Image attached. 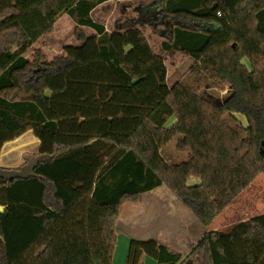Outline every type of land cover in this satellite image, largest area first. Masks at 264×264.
<instances>
[{
    "label": "trees",
    "instance_id": "16d2710c",
    "mask_svg": "<svg viewBox=\"0 0 264 264\" xmlns=\"http://www.w3.org/2000/svg\"><path fill=\"white\" fill-rule=\"evenodd\" d=\"M107 1L0 0V155L30 130L41 142L32 164L0 166V264H113L124 204L166 186L208 228L264 176V0L147 4L150 18L196 21L173 24L162 44L195 62L173 87L144 26L109 33L92 20ZM63 15L97 36L77 29L81 46L66 47L64 59L27 58ZM227 87L223 103L201 95ZM235 115L246 119L241 130L228 122ZM176 138L190 159L170 165L162 147ZM145 257L264 264V215L208 232L185 258L132 240L126 264Z\"/></svg>",
    "mask_w": 264,
    "mask_h": 264
},
{
    "label": "rangeland",
    "instance_id": "374dc122",
    "mask_svg": "<svg viewBox=\"0 0 264 264\" xmlns=\"http://www.w3.org/2000/svg\"><path fill=\"white\" fill-rule=\"evenodd\" d=\"M163 28L164 27H161L157 23H153L148 27L144 26L145 36L153 51L162 57L165 62L168 73V85L169 87H173L189 73L195 62L184 53L174 50L164 51L162 49L163 41H165L162 38V35L165 33ZM77 29L79 28L71 24V18L69 16H64L58 22L55 30L53 29L50 34L41 38L30 49L26 57L31 60L36 51H42L49 62L64 59L66 57V47L81 46V42H79L76 37ZM79 31L82 30L79 29ZM82 33L85 35V32L82 31ZM229 91L230 89L228 87L226 89L205 88L202 90L201 95L213 103H223L229 97ZM235 117L238 119L237 122L228 120L233 127L241 130L242 127L247 125L245 118L240 115H235ZM180 140L181 138H176L162 147L163 158L170 165H178L190 159L189 150L179 146ZM26 141L23 145L14 146L16 147L14 150L17 152L14 157H17L19 161L9 168L22 169L30 163L32 164L33 159L36 157L34 155L38 151L37 148L34 147V144L29 143V140ZM246 146V141L244 140L243 148L245 149ZM172 195L173 193L166 186H161L153 192L142 195L143 200L140 204L126 203L122 206L120 219L117 224V246L114 252L113 264H126L131 241H149L151 239L147 238L153 235L155 236L156 229L160 227L166 228L171 231V233L177 232L179 237H183L189 231L195 233L198 230L197 228H199V226H197V223L199 222L196 221L197 219L194 220L192 217L182 214L186 208L183 207V204L178 200L181 203V205H179L176 200L177 198L175 199V196L173 195V197ZM263 207L264 176L261 175L236 199L230 217L238 214V218L232 220V223L249 219L250 217L256 216V214H260L263 212ZM141 229H144V231L149 230V232L152 230V233L141 235L142 237H140ZM130 231L133 233L131 234ZM194 246L188 251L181 252H187L185 253V255H187Z\"/></svg>",
    "mask_w": 264,
    "mask_h": 264
},
{
    "label": "crops",
    "instance_id": "0c3cea01",
    "mask_svg": "<svg viewBox=\"0 0 264 264\" xmlns=\"http://www.w3.org/2000/svg\"><path fill=\"white\" fill-rule=\"evenodd\" d=\"M152 1H154V0H108L107 2L97 6L91 12L90 15H91V18L94 22H96L100 25H103L105 27L106 31L109 33H113V32H116L118 30H121L123 27H125L129 23L139 25L138 27H140V26L148 27L149 25H151L153 23H157L161 27H164L163 29L165 30V33L162 35V38L165 40L163 42L169 41V39L166 38V35L169 31V28L173 24H178L180 22L188 23V24H195L196 23V21H194L190 18H184L183 20L177 19V18L175 19L174 17L166 15V14H160L159 16H154V17L150 18L148 16V14H145V13H146V9H147V4H149ZM64 16H68V15H63L61 18H63ZM61 18L58 20V22L61 20ZM58 22L55 24V27L57 26ZM71 24H74L77 28H79L83 32H85L86 37L97 36V33L94 30H92L88 27H84V26H82V27L77 26V24L74 22V20L72 18H71ZM55 27H54V30H55ZM174 123H175V118H173L169 121L170 126ZM27 137H28V139H27ZM26 140H29V143L34 144V147L37 148V151L39 150L41 142H40V140H38L34 136L33 131L30 130L27 133H25L24 135H22L21 137L17 138L16 140H14L12 142H8L3 146L2 151H1V155H0V166L1 167L9 168L11 166H14V164L19 161V160H17V157L16 158L14 157L15 154H17V152L14 150L16 147H14V146L23 145ZM198 182L199 181L197 179H194V178L189 180L190 185L197 184ZM157 189H155V190H157ZM155 190H153V191H155ZM175 199H176V197H175ZM176 200H177L178 204L181 205V203L178 201V199H176ZM234 203L231 204L222 214H220L215 219V221L212 223V225L209 226L208 228L197 223V226H199V228H197L199 230V231L197 230L198 232L196 231L195 233H193V232L189 231L183 237H179L177 235V232L171 233V231L167 230L166 228L160 227V228L156 229V232H155L156 235L155 236L153 235L147 239L155 240L158 243L164 245L165 247L180 253L183 256V258H185L190 253L185 255V253H187V252H181V251H188V250H190V248L192 246H194V245L196 246L197 243L199 242V240L208 232H210V231H222V230L227 229V228H229L235 224L246 222V221L250 220L251 218H253V217H250L249 219H244V220L232 223L233 222L232 220L238 218V214L236 216L230 217V213L233 211L232 208H233ZM262 209H263V212H261L260 214H256V216L264 215V207ZM182 214L190 216L194 220H196V218L192 215V213L189 212L187 209H185ZM256 216H254V217H256ZM140 232H139L140 237H142L143 235H147V234L152 233V230H151V232H149V230L144 231V229H141ZM130 233L132 234L133 232L130 231ZM147 237H149V236H147ZM141 240H143V239H141ZM144 264H156V261L153 260L152 258L145 257L144 258Z\"/></svg>",
    "mask_w": 264,
    "mask_h": 264
},
{
    "label": "water",
    "instance_id": "95a60500",
    "mask_svg": "<svg viewBox=\"0 0 264 264\" xmlns=\"http://www.w3.org/2000/svg\"><path fill=\"white\" fill-rule=\"evenodd\" d=\"M4 211V207L0 206V212Z\"/></svg>",
    "mask_w": 264,
    "mask_h": 264
},
{
    "label": "built area",
    "instance_id": "2783aa9c",
    "mask_svg": "<svg viewBox=\"0 0 264 264\" xmlns=\"http://www.w3.org/2000/svg\"><path fill=\"white\" fill-rule=\"evenodd\" d=\"M218 16L221 17V13H218Z\"/></svg>",
    "mask_w": 264,
    "mask_h": 264
}]
</instances>
